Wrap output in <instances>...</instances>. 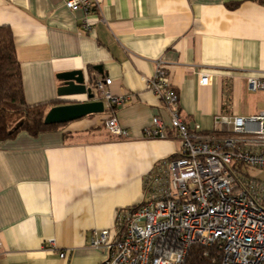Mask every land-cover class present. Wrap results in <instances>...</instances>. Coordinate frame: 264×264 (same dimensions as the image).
Here are the masks:
<instances>
[{
  "label": "crops",
  "instance_id": "obj_1",
  "mask_svg": "<svg viewBox=\"0 0 264 264\" xmlns=\"http://www.w3.org/2000/svg\"><path fill=\"white\" fill-rule=\"evenodd\" d=\"M97 2L98 11L85 16L66 9L64 0H0V27L12 34L27 105L49 110L53 102L68 104L60 100H85L57 96V75L71 71L109 79L113 96H131L113 113L127 139L106 132L104 110L0 141V264L103 260L105 252L90 246L93 232L112 229L118 210L138 205L153 165L180 150L168 113L146 88L158 60L181 119L203 133L215 130L218 115L264 110V91L247 86L249 78L264 80V0ZM86 17L89 32L81 28ZM154 117L167 126V139L144 137Z\"/></svg>",
  "mask_w": 264,
  "mask_h": 264
},
{
  "label": "built area",
  "instance_id": "obj_2",
  "mask_svg": "<svg viewBox=\"0 0 264 264\" xmlns=\"http://www.w3.org/2000/svg\"><path fill=\"white\" fill-rule=\"evenodd\" d=\"M64 6L85 16L98 11L97 0H64ZM92 24L86 17L81 28L89 32ZM93 82L104 110L116 111L130 101V95L115 97L106 89L111 80ZM200 84H208L206 74ZM247 86L264 91V80L249 78ZM146 88L168 113L180 150L153 165L138 205L118 210L112 229L93 232L90 246L105 252L99 264H185L193 247L203 250L205 264H264V186L240 178L244 167L264 170V110L246 117L218 115L215 130L206 134L181 119L162 61L155 63ZM108 114L106 132L127 139L113 112ZM166 130L154 117L144 137L164 140ZM48 243L56 248L53 240Z\"/></svg>",
  "mask_w": 264,
  "mask_h": 264
},
{
  "label": "trees",
  "instance_id": "obj_3",
  "mask_svg": "<svg viewBox=\"0 0 264 264\" xmlns=\"http://www.w3.org/2000/svg\"><path fill=\"white\" fill-rule=\"evenodd\" d=\"M55 105L53 102L52 106ZM47 111L48 104L29 106L24 101L13 37L9 28L0 27V141L10 139L22 131L36 136L59 128L61 125H44L43 120ZM105 112L114 113L115 110L109 109ZM205 262L203 250L193 247L185 264H205Z\"/></svg>",
  "mask_w": 264,
  "mask_h": 264
},
{
  "label": "water",
  "instance_id": "obj_4",
  "mask_svg": "<svg viewBox=\"0 0 264 264\" xmlns=\"http://www.w3.org/2000/svg\"><path fill=\"white\" fill-rule=\"evenodd\" d=\"M57 79L60 81L57 90L59 98L84 96L85 100H60L68 104L50 108L44 116L45 126L64 125L104 112L103 102L95 100L93 78H86L82 71H71L58 74Z\"/></svg>",
  "mask_w": 264,
  "mask_h": 264
},
{
  "label": "rangeland",
  "instance_id": "obj_5",
  "mask_svg": "<svg viewBox=\"0 0 264 264\" xmlns=\"http://www.w3.org/2000/svg\"><path fill=\"white\" fill-rule=\"evenodd\" d=\"M254 94L256 95V93ZM257 94H260V93H257ZM259 99L263 100V105H264V94L259 95ZM234 137H237V136H234ZM240 178L243 181H248L249 178L254 179L255 181H257L258 184H262L264 186V170L244 167L242 168V173L240 174Z\"/></svg>",
  "mask_w": 264,
  "mask_h": 264
}]
</instances>
